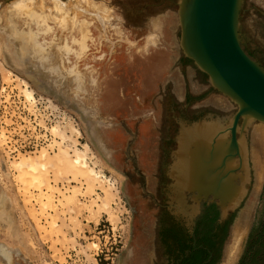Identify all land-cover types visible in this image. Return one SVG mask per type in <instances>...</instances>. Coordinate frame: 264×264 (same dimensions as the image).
<instances>
[{
    "label": "rangeland",
    "instance_id": "374dc122",
    "mask_svg": "<svg viewBox=\"0 0 264 264\" xmlns=\"http://www.w3.org/2000/svg\"><path fill=\"white\" fill-rule=\"evenodd\" d=\"M34 1L57 27L42 58L21 55L26 39L9 28L15 4L32 5L0 0V201L14 225L9 232L0 220V264H175L181 255L163 236L173 223L162 225V205L184 231L203 210L193 245L207 250L192 264H264L263 124L247 131L251 180L226 220L203 203L192 219L190 195L178 208L162 187L165 174L175 184L183 132L229 125L236 111L184 57L178 0ZM70 22L88 28L78 57L61 49L72 32L82 37ZM240 32L263 64L264 0H243ZM78 156L92 184L70 168ZM40 160L47 168L36 183L16 169Z\"/></svg>",
    "mask_w": 264,
    "mask_h": 264
},
{
    "label": "water",
    "instance_id": "95a60500",
    "mask_svg": "<svg viewBox=\"0 0 264 264\" xmlns=\"http://www.w3.org/2000/svg\"><path fill=\"white\" fill-rule=\"evenodd\" d=\"M242 6L243 0L177 2L179 45L184 57L208 78L214 91L236 106V111L230 115L229 125L217 129L212 137L208 136L212 132L203 134L204 147L207 140L212 143L203 168L198 169L197 164L199 155L195 151L199 145L192 142V150L190 146L186 147L188 139L194 135L182 134L178 140L179 150L175 154L178 162L185 159L186 165L187 150L196 164L190 172L188 168L183 172L177 162L170 174L175 181L171 187L172 198L178 208H182L187 195H190L196 209L192 219L202 202L215 203L220 209L221 221L241 206L247 195L245 186L251 180L246 134L255 123L264 125V66L243 48L240 32ZM181 183L184 184L183 189Z\"/></svg>",
    "mask_w": 264,
    "mask_h": 264
},
{
    "label": "bare ground",
    "instance_id": "6f19581e",
    "mask_svg": "<svg viewBox=\"0 0 264 264\" xmlns=\"http://www.w3.org/2000/svg\"><path fill=\"white\" fill-rule=\"evenodd\" d=\"M15 2V1H14ZM22 2V1H20ZM61 2L64 3V0H61ZM67 2V0H65V3ZM36 1L34 0H26L25 4H31L32 6H22L20 4V6H18L17 4H15V9L13 12H11V25H13V27H10V30H14V28H17V32H18V37L19 38H25L26 39V46L24 47V52L20 53L21 55H24L27 53L29 54V56L31 55L32 57H39L42 58L44 57L43 55V47L47 46L49 44V42L45 41L47 40H53V38L55 37V30L57 29V27H50L47 24V16L44 14V10L40 9V11L36 10L34 8V6L36 7ZM56 6H58V3H55ZM41 7V6H40ZM58 9V8H56ZM60 10V9H59ZM25 17L24 20H21L22 22H20V19H17L16 17ZM22 24L24 25V28L22 26ZM71 30H75V29H79L80 33H82V37L81 39H78L77 37H74V33L72 32V36L66 39V43L65 45H63L61 47L62 50L65 51V53L67 55H69L70 53L73 54L74 57H78L80 54V51L83 49V47L85 46V39H86V32L88 31L87 28V24H82L81 26H79V28H76V24L75 23H71ZM18 29H23L22 31L18 30ZM27 29V31H26ZM9 30V32H11ZM77 31V30H76ZM74 31V32H76ZM25 36V37H24ZM42 44V46H41ZM31 48V49H30ZM25 53V54H23ZM16 56L17 54L14 53ZM109 93V92H108ZM107 97H114L113 92H110ZM27 98L29 100H33V96L30 92L27 93ZM210 123V122H209ZM212 122L210 124L206 123L203 124L205 125V127L203 125H195V127L193 128H189L190 130L188 131H184L183 134H187V135H194L191 139H188L186 147L190 146V149L192 150V142H194L193 144H197L199 146H197V150L195 151L196 154H198V169L199 168H203V166H205L204 164H206V154L208 153V149L209 146L212 145V143L210 144L211 141L207 140L208 144L206 147H204V143H205V138H204V133L205 135H207V132L210 133L212 132V135H208V136H213V134L215 135L217 133V129H221V127L216 126V123ZM208 125V126H207ZM254 131V130H253ZM257 132L255 131V134ZM200 134V135H198ZM264 132L261 133V136L263 137ZM200 137L201 139L197 138ZM190 138V137H189ZM210 144V145H209ZM207 148V150H206ZM186 153V157H187V163L186 165L185 163V159L181 160L178 162L179 164V168L183 169L182 171L185 172L188 168V172H190V168L191 167H195V159L193 160V158L189 157V152L187 150H185ZM40 164H35V163H30L27 161L21 162L19 164L16 165V169L19 171V173L21 174V176H30L33 179H31L32 181H34L35 183L37 182L38 179L37 176L41 175V170L46 169L47 165L44 161L40 160L39 161ZM183 163V164H182ZM237 164V163H236ZM70 168H74L76 171H78L79 173H81L86 181H88V184H92L93 182H95L96 179V175L94 174L93 171L89 170L87 168V164L85 161V158L83 156H78L73 162L70 163ZM185 167V168H184ZM197 168V167H196ZM180 170V169H178ZM237 175L239 174V171H237ZM201 173V172H198ZM189 176H191V173L189 174ZM192 176H197L195 174H192ZM201 178H203L202 173H201ZM181 188L183 189V183H181ZM238 191V190H237ZM236 191V192H237ZM41 196L42 193H40ZM194 212L196 211V209L194 208ZM10 209L9 206L7 204L6 199H2V201H0V220L2 222H4L10 231L14 230V225H13V220L11 217V213H10Z\"/></svg>",
    "mask_w": 264,
    "mask_h": 264
},
{
    "label": "flooded vegetation",
    "instance_id": "af4514ba",
    "mask_svg": "<svg viewBox=\"0 0 264 264\" xmlns=\"http://www.w3.org/2000/svg\"><path fill=\"white\" fill-rule=\"evenodd\" d=\"M162 179L165 180V182L162 183V187L163 188L167 187V190H168V188L170 190L172 187V181L169 180V177L166 176V174H165L164 178H162ZM202 203H203V205H207V206L214 205L213 207H217L215 203H209V202H202ZM160 209L163 210L162 211L163 216L161 217V221L163 222L162 225H165V224L170 225L171 222L173 223L172 226H170V228H168V229H166L167 227L164 228L163 236L165 234V236L169 235L171 237V239L173 240V244L175 243L174 247H175L176 251L179 247V249L177 251L178 255L179 256L181 255L180 259L176 258V260H174L173 262H175V264H192L194 258L197 255L201 256L202 253H204V251L206 252V250H207V248H205V247L204 248L199 247L196 244L193 245V238H194V236H196V232H197V228H198L197 220H198V217H200L202 215L203 210H201L199 216L196 218L195 227H193V230L189 231V229L186 228V230L184 231L183 228L181 227V224L178 223L176 218L174 221L173 217H171L169 215V212L167 211V209H165V206L162 205V207H160ZM218 210L220 211L219 208H218ZM171 218H172V220H171ZM171 227H173V229H171ZM159 238H160V236H159ZM184 248L186 249L185 251H184ZM168 264H170V263H168Z\"/></svg>",
    "mask_w": 264,
    "mask_h": 264
},
{
    "label": "crops",
    "instance_id": "0c3cea01",
    "mask_svg": "<svg viewBox=\"0 0 264 264\" xmlns=\"http://www.w3.org/2000/svg\"><path fill=\"white\" fill-rule=\"evenodd\" d=\"M216 123H218V127H224L225 125H227V123H226V120H224L223 122H216ZM221 125V126H220ZM205 127V126H204ZM251 128H253V125L252 126H250L249 127V129L248 130H250L251 131ZM257 129V128H256ZM250 131H249V133H250Z\"/></svg>",
    "mask_w": 264,
    "mask_h": 264
},
{
    "label": "trees",
    "instance_id": "16d2710c",
    "mask_svg": "<svg viewBox=\"0 0 264 264\" xmlns=\"http://www.w3.org/2000/svg\"><path fill=\"white\" fill-rule=\"evenodd\" d=\"M264 61V60H263ZM263 66H264V62H263ZM217 216H218V214L216 215V217L215 218H217Z\"/></svg>",
    "mask_w": 264,
    "mask_h": 264
},
{
    "label": "clouds",
    "instance_id": "9594fccd",
    "mask_svg": "<svg viewBox=\"0 0 264 264\" xmlns=\"http://www.w3.org/2000/svg\"><path fill=\"white\" fill-rule=\"evenodd\" d=\"M149 39H150V37H149Z\"/></svg>",
    "mask_w": 264,
    "mask_h": 264
}]
</instances>
